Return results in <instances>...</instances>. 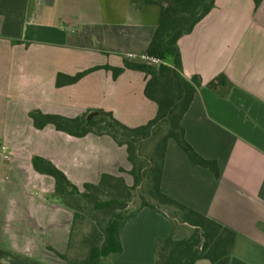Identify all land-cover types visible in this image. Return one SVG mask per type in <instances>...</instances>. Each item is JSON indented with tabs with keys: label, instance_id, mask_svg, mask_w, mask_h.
I'll return each instance as SVG.
<instances>
[{
	"label": "crops",
	"instance_id": "1",
	"mask_svg": "<svg viewBox=\"0 0 264 264\" xmlns=\"http://www.w3.org/2000/svg\"><path fill=\"white\" fill-rule=\"evenodd\" d=\"M158 15L145 0H0V151L8 152H0V264H64L58 254L67 251L73 213L52 196L54 180L33 169L32 156L80 190L102 174L131 185L125 147L106 135L36 130L28 113L103 110L130 128L146 124L157 107L144 96L142 72L113 79L99 69L61 88L55 79L144 54ZM177 44L182 76L201 79L180 125L194 151L217 162L218 177L169 140L160 189L235 232L228 264H264V0L257 10L252 0H215ZM221 74L231 87L210 91L206 84ZM170 231L167 217L142 208L121 227L122 252L108 264H154V243Z\"/></svg>",
	"mask_w": 264,
	"mask_h": 264
},
{
	"label": "trees",
	"instance_id": "2",
	"mask_svg": "<svg viewBox=\"0 0 264 264\" xmlns=\"http://www.w3.org/2000/svg\"><path fill=\"white\" fill-rule=\"evenodd\" d=\"M263 0H252L254 10ZM215 0H145L159 7L156 27L144 54L161 60L159 66H149L123 58L122 67L109 65L93 67L74 75L58 73L55 87L78 83L86 75L99 69L110 71L116 79L123 71L132 70L147 77L144 96L152 101L157 111L146 124L130 128L114 118L111 112L96 110L98 116L87 121V113L75 118L32 110L28 117L36 130L52 125L56 131L82 138L89 134L109 136L116 145L125 147L132 179L128 185L121 176L102 174L96 184L84 183L82 190L49 160L32 156L33 169L54 180L52 196L73 213L72 227L65 254L58 256L65 264H108L122 252L119 231L125 222L147 207L163 214L171 222L168 237L157 239L153 247L154 264H194L208 260L211 264H228L235 232L221 223L171 198L160 189L166 145L172 140L190 163L218 177L215 160L201 157L188 144L180 121L194 99L201 79L182 76L178 40L189 34L194 26L214 7ZM206 87L215 93H224L231 84L221 74L210 80ZM120 172H124L120 169ZM138 190L141 205L130 211L133 191ZM85 213L91 221V231L82 239L86 247L81 260H70L73 225Z\"/></svg>",
	"mask_w": 264,
	"mask_h": 264
},
{
	"label": "rangeland",
	"instance_id": "3",
	"mask_svg": "<svg viewBox=\"0 0 264 264\" xmlns=\"http://www.w3.org/2000/svg\"><path fill=\"white\" fill-rule=\"evenodd\" d=\"M126 182V181H125ZM132 184V181L130 182ZM82 190V189H81ZM141 205L138 190L133 191V200L129 204V210H135ZM161 214V213H160ZM163 215V214H161ZM91 221L85 213H81L76 223L73 225V238L71 248L67 253L68 259L81 260L85 256L86 247L82 239L91 231ZM65 264V262L63 261Z\"/></svg>",
	"mask_w": 264,
	"mask_h": 264
},
{
	"label": "built area",
	"instance_id": "4",
	"mask_svg": "<svg viewBox=\"0 0 264 264\" xmlns=\"http://www.w3.org/2000/svg\"><path fill=\"white\" fill-rule=\"evenodd\" d=\"M125 57L129 60H136V61L142 62V63L149 65V66H159L162 63L159 58L154 57V56H149L146 54H141L138 56L133 55V54H127V55H125ZM0 152H1L2 157L4 159L8 158V152H7V149L5 147H2Z\"/></svg>",
	"mask_w": 264,
	"mask_h": 264
},
{
	"label": "water",
	"instance_id": "5",
	"mask_svg": "<svg viewBox=\"0 0 264 264\" xmlns=\"http://www.w3.org/2000/svg\"><path fill=\"white\" fill-rule=\"evenodd\" d=\"M98 112L97 111H92L90 113L87 114L86 116V120L89 121L91 119H93L94 117L98 116Z\"/></svg>",
	"mask_w": 264,
	"mask_h": 264
}]
</instances>
